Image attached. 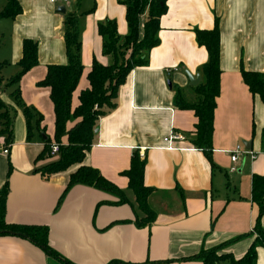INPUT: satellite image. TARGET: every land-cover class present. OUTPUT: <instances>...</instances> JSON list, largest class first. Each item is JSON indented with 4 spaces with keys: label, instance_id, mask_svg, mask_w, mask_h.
<instances>
[{
    "label": "crops",
    "instance_id": "0c3cea01",
    "mask_svg": "<svg viewBox=\"0 0 264 264\" xmlns=\"http://www.w3.org/2000/svg\"><path fill=\"white\" fill-rule=\"evenodd\" d=\"M18 1L21 15L0 18V98L9 106L14 131L9 154H0V191L9 187L5 221L47 227L49 246L72 264H203L191 258L218 248L220 256L242 259L255 240L260 214L252 201L253 177L264 175V103L252 94L242 72L264 75V0H167L158 33L161 44L148 53L147 66L135 68L119 87L116 107L100 119V132L84 161L131 202L122 205L116 196L93 188L79 185L68 191L78 166L43 176V168L59 157L44 153L45 141L54 140L56 118L51 90L39 83L49 66L67 64L64 25L68 15L79 16L84 69L73 93L74 111L81 93L90 89L94 62H112L103 55L99 24L113 21L119 36L126 37V7L120 0ZM6 4L0 0V13ZM61 7L65 14L57 13ZM217 24L221 76L211 162L192 143L195 112L178 107L176 97L180 94L192 105L200 100L196 88L209 60L195 31H211ZM28 39L38 45V65L18 87L23 104L42 117L38 123L32 116L30 137L26 113L12 99L17 87L10 84L20 71ZM186 73L200 76L196 87ZM171 135L184 140L165 142ZM1 138L0 147H6ZM238 146L256 153L255 160L240 156L233 163L231 154ZM135 152L146 162L144 183L152 190L148 203L156 213L146 227L136 225L143 214L132 206L134 195L124 175ZM260 221L264 227V214ZM58 262L63 264L28 239L0 236V264ZM255 264H264V246L257 249Z\"/></svg>",
    "mask_w": 264,
    "mask_h": 264
},
{
    "label": "trees",
    "instance_id": "16d2710c",
    "mask_svg": "<svg viewBox=\"0 0 264 264\" xmlns=\"http://www.w3.org/2000/svg\"><path fill=\"white\" fill-rule=\"evenodd\" d=\"M120 3L126 7L129 33L124 38L120 37L117 25L113 21L99 24V35L104 41L103 55L111 58L112 62L108 66L94 62L92 71L88 75L90 89L81 93L79 106L74 111L72 110L73 93L77 89L84 69L80 58L79 16L68 15L64 25L67 64L49 66L45 80L39 85L51 90L50 98L54 105L56 118L54 140L51 141L48 138L45 141L44 153L51 154L53 144H57L60 148L59 159L54 164L43 168V176L62 173L72 166H78L77 171L70 176L68 191L79 185L93 188L116 196L119 199L117 204L122 205L131 204V202L117 186L105 179L98 170L85 166L84 161L94 144L95 131L98 129L100 119L116 107L119 87L125 84L135 68L147 66L148 53L161 44L158 33L161 29L160 20L167 12V0H120ZM21 14L22 8L19 1L7 0L5 8L0 13V18L15 19ZM142 20H144L143 29H141ZM195 34L197 44L207 50L209 60L201 69L203 83L196 88L200 100L192 105L184 102L181 95L177 94L176 103L181 109H190L195 112L198 124L196 137L192 143L212 162L214 112L216 99L220 95L221 36L218 24L211 31L197 30ZM37 65L38 45L28 39L23 42V57L18 63L20 71L10 82L11 86L17 87L12 94L13 101L26 113L29 128L28 137L31 136L32 116L38 117V123L42 121V117L23 104L18 84H20L21 78ZM242 77L252 94L259 96L264 103V75L243 71ZM75 121L79 122L68 130V124ZM0 126V137L5 138V146L9 147L14 141L13 118L10 116L9 106L1 98ZM64 138H67L66 144L62 143ZM130 164V170L124 175L128 178V188L134 195L132 206L136 208L137 212L143 214V217L137 219L136 225L139 227L150 226L156 219V213L148 203L152 190L144 183L146 162L140 157L139 152H135ZM48 168L50 170L45 172ZM252 185V201L258 206L260 214L253 231L255 240L247 254L242 259L236 260L231 255L218 256L221 250L218 248L202 252L191 259L199 260L203 264L256 263L257 249L264 246V227L260 223L264 214V175L254 176ZM8 193L9 187L6 184L0 191V236L23 237L59 259L63 264H72L67 260L60 259V256L49 246V229L47 227L12 225L5 221Z\"/></svg>",
    "mask_w": 264,
    "mask_h": 264
},
{
    "label": "built area",
    "instance_id": "2783aa9c",
    "mask_svg": "<svg viewBox=\"0 0 264 264\" xmlns=\"http://www.w3.org/2000/svg\"><path fill=\"white\" fill-rule=\"evenodd\" d=\"M50 3L51 4H57V3H69V0H50ZM175 140H184V138L182 136H179V135H171L170 138L166 139L165 142L167 143H171ZM3 142V139L0 137V143ZM59 146L57 144H53L51 146V154L52 155H57L59 154ZM0 154H3V155H8L9 154V148L8 147H0ZM256 153L252 152V151H249V150H246L244 149L243 147H240L238 146L231 154V161L233 163L236 164V162L238 161L239 157L240 156H243V157H249L251 158V161L255 160L256 158ZM234 171V169L232 170Z\"/></svg>",
    "mask_w": 264,
    "mask_h": 264
},
{
    "label": "water",
    "instance_id": "95a60500",
    "mask_svg": "<svg viewBox=\"0 0 264 264\" xmlns=\"http://www.w3.org/2000/svg\"><path fill=\"white\" fill-rule=\"evenodd\" d=\"M65 12H66V9L64 7H61V9L59 8V10L57 11V13H59V14H65ZM186 74L190 80V85L193 87H196L200 82V76L193 77L189 73H186ZM98 132H100V131L97 129L95 131V134L97 135Z\"/></svg>",
    "mask_w": 264,
    "mask_h": 264
},
{
    "label": "rangeland",
    "instance_id": "374dc122",
    "mask_svg": "<svg viewBox=\"0 0 264 264\" xmlns=\"http://www.w3.org/2000/svg\"><path fill=\"white\" fill-rule=\"evenodd\" d=\"M141 29H143V24H142V28ZM141 32H143L142 30H141ZM130 54V52L128 53V55ZM52 164H54V162H52V163H50L48 166H50V165H52ZM47 166V167H48ZM50 169L48 168L47 170H45V172L46 171H49ZM218 256H220L219 254H218ZM56 264H60L59 262L58 263H56Z\"/></svg>",
    "mask_w": 264,
    "mask_h": 264
}]
</instances>
